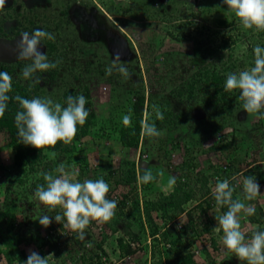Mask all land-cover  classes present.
<instances>
[{
  "label": "rangeland",
  "instance_id": "obj_1",
  "mask_svg": "<svg viewBox=\"0 0 264 264\" xmlns=\"http://www.w3.org/2000/svg\"><path fill=\"white\" fill-rule=\"evenodd\" d=\"M220 20H227L228 24L219 23ZM37 28L55 35V40L42 42L40 51L45 52L50 61H60L56 68L35 74H43V89L38 90L41 97H50L66 105L67 91L77 95H84L85 88L90 91V97L86 99H89L97 121L91 127V134L77 144L72 162L68 165L79 169L83 180L93 179L101 172L107 174L108 169L99 167L101 159L109 160L116 169L121 170L125 168V161H135L137 176L140 162L145 160L157 177L152 185L143 186L140 181L133 185L144 206L146 202H154L175 191L178 182L170 186L172 177L189 181L192 185L196 182L197 172L211 174L213 168L217 170L224 163L229 165L228 155L231 152L235 156L233 167L238 170L232 171L229 178L236 176L242 179L245 172L254 169L257 179L264 172V120L248 114L242 108V102L238 100L239 90L231 91L223 104L225 82L220 92H216L221 84H216L212 77L208 82L202 77L207 70L210 75L215 70L226 77L230 72L250 68L254 64L253 48L257 45L264 47L262 31L245 29L223 0H198L197 3L186 0H6L4 7L0 8V38L20 40L22 32H32ZM225 36H229L230 40L227 47L211 55L210 49ZM195 48H199L198 53ZM117 54L120 55V62L128 68L130 77L127 79L115 71L110 76L106 74V66ZM13 63L18 65L16 61ZM28 63L31 61L24 60V66ZM21 70L17 68L12 76L29 88L35 78L33 81L24 80ZM51 70L56 71L53 77L49 73ZM200 78L202 82L190 98V84ZM130 92L132 97L144 94L146 105H156L167 114L163 126L158 128L160 136L143 139L137 147L132 148L121 144L118 131L113 127L115 125L109 129L106 121L112 118L113 124L122 122L123 116L128 114ZM205 101H209V104ZM148 111L154 114L152 107ZM151 118H155V114ZM172 118L174 123L168 124ZM102 126H105L106 132ZM102 132L106 134L101 135ZM221 139L224 142L233 141V144L230 149L219 153L214 144ZM0 142V204L8 202L17 229L27 218L34 224V229L42 228L38 218L46 206L43 207L34 196L35 191L30 189L40 173L32 172L26 183L16 181L9 189L8 181L18 175L14 167V151L3 135ZM83 158H87L88 163H84ZM187 163L192 166L188 168ZM51 172L57 174L55 170ZM19 175L23 176L22 173ZM209 179L215 181L209 182L211 188L215 187L216 178L210 176ZM117 181V177L109 179L108 184L114 193L108 199L120 203V196L128 192L129 186ZM260 188L261 192L252 200V205L264 204L259 200L264 196V182ZM241 190L242 187L237 193H241ZM240 199L243 200V197ZM131 201L130 196L127 206L122 209L120 217L123 220L132 211ZM196 203L193 200L188 207ZM120 204L115 214L120 212ZM33 210L36 212L33 213ZM151 211L153 223L163 230L166 219L162 211ZM195 213L198 214V211ZM179 220L183 225L187 222L184 218ZM111 221L104 223L109 231L102 236L94 234V220L85 229L83 240L88 239L92 243L84 253L86 264L93 260L94 263L98 262L100 255L109 264H126L117 238L123 236L126 239L128 232H133L142 240L147 239L149 224L146 220H142L144 231L138 223H133L131 227L121 225L117 231H113ZM241 224L249 230L261 226L243 217ZM45 236L48 234H41L38 240L34 237L25 249L37 252L39 247L36 245ZM221 237H217V242L221 244L217 250L210 245L207 237L195 242L191 250H201L203 239H206L211 258L200 253L195 256L199 264H225V258L232 264H239L240 260L235 254L225 249ZM100 240L103 241L97 248ZM0 247L5 248L3 244ZM50 248V245L44 244V251L38 252L41 256L53 254L49 264H74L78 260L76 251L58 255ZM1 252L0 264H8ZM148 256L149 249L146 248L128 263L147 264ZM158 258L157 251L151 257V264L157 262Z\"/></svg>",
  "mask_w": 264,
  "mask_h": 264
},
{
  "label": "clouds",
  "instance_id": "obj_2",
  "mask_svg": "<svg viewBox=\"0 0 264 264\" xmlns=\"http://www.w3.org/2000/svg\"><path fill=\"white\" fill-rule=\"evenodd\" d=\"M5 3L6 0H0V8H3ZM223 3L235 14L245 29L264 31V0H223ZM20 36L21 39L16 43L17 56L19 59L31 61L21 70V77L24 80L33 81L37 72H47L57 67L60 63L59 60L50 61L47 54L40 51L43 41L55 40L53 33L37 28L32 32H22ZM227 50L225 51L227 52ZM253 52V66L238 72L228 73L224 91L239 90L238 100L242 102V108L248 114L256 115L258 119L264 120V47L257 45ZM120 59V55L117 54L111 64L106 66V74L110 76L115 71L127 79L130 77V73L127 66L120 62ZM39 82V78L36 77L34 83ZM31 87L32 84L29 85V88ZM12 90V76L8 72L0 71V117L4 116L8 102L15 99L20 107L15 115L19 141L36 149L55 147L58 142H63L65 145L71 144L77 135L78 126H83L89 116V111L86 108L87 99L82 94L68 96L66 106H64L50 97H33L31 99L20 95L11 97L9 93ZM151 107L155 117L163 120L164 117L159 107L156 105ZM122 122L125 126H131V115H124ZM160 135L161 132L157 129L156 124L151 121V114L146 107L144 118L141 121V136L158 137ZM49 155L55 158L56 153L52 152ZM225 164L219 166V173H224L228 168V164H226V169L222 168ZM55 172L57 175L50 172L41 173L46 184L38 185L34 196L42 205L48 206L49 211H53L57 207L63 210L62 214L54 216L57 223L63 224V228L76 232L77 238L83 240L86 235L85 229L91 221L107 223L114 217L118 203L116 200L107 198L110 186L102 177L98 179L86 178L81 182L77 179L80 175L79 169L74 165L67 166L63 163L55 169ZM214 178L217 180L219 176ZM137 179L142 183H149L154 177L149 171L142 176L138 174ZM231 179L236 181L235 185L229 179H223L217 180L215 187L212 188V196L217 211L222 207H227V211L215 215L217 226L214 230L218 233L222 231L223 245L229 252L234 253L243 264H264V230H249L247 227H242L240 215L241 213L245 216L254 215L255 209L244 201H252L257 198L261 192L260 184L253 176H244L242 181L236 176ZM175 183L176 178L172 177L169 180V185L172 186ZM241 183L243 200L234 199L236 187L240 186ZM140 204L143 208V200L141 199ZM183 215L185 213L178 216L177 220ZM175 219L172 221L173 224L176 222ZM38 220L45 228L52 223V218L49 215H41ZM249 231H251L250 236L248 235ZM94 234H96L95 231ZM156 235H151L148 231L147 239L149 236H154L150 246L146 243L147 239L137 240L143 244L142 249L138 251L131 248L136 250L135 253L128 254L131 259L135 257L136 253H142L147 248L149 249V256L146 258L148 259L147 264L149 260L152 263V244L156 242V240L154 241L157 238ZM87 241L90 242L88 239ZM102 241L100 240L98 244ZM124 241L130 245L129 241L133 240L127 235ZM98 244H96L97 248ZM159 247L162 246L159 244ZM28 253L29 255L23 264H49L53 255L41 256L38 249L37 252L32 249ZM128 255L123 256L125 258ZM101 257L102 255L98 257L99 261H101Z\"/></svg>",
  "mask_w": 264,
  "mask_h": 264
},
{
  "label": "trees",
  "instance_id": "obj_3",
  "mask_svg": "<svg viewBox=\"0 0 264 264\" xmlns=\"http://www.w3.org/2000/svg\"><path fill=\"white\" fill-rule=\"evenodd\" d=\"M219 23L222 24H228L227 20H220ZM264 34V31L261 32ZM229 36L222 38L220 43L218 45H215L212 49H210L211 55H215L216 52H218L221 49H224L227 47L229 42ZM50 45H52L50 43ZM109 45V48H111V45ZM254 49V48H253ZM118 51L119 48H117ZM195 51L198 53L199 48H195ZM13 61H16L18 65H15ZM24 67V60L19 59L18 56L14 58L13 60H7V59H0V71L8 72L11 76L14 74L15 70L17 68L22 69ZM227 69L229 67H226ZM209 74V70L205 71L203 74V79H205L206 82L210 80V78H213V81L216 84H221L220 88H216V92H220V89H222V83L225 82L226 77L223 76V74H219L214 72ZM50 76L53 77L54 74H56L55 70H51ZM42 73L35 75L34 78L38 77L40 82L39 83H32V87L28 88V86L24 83H22L20 80L15 79L12 76V84H13V90L9 95L11 97H15L16 95H20L24 98L31 99L33 97H41L39 89H43L41 81L42 79ZM42 79V80H41ZM202 82V79H197L191 82L188 94L191 98L193 96L194 89L200 85ZM31 84V83H30ZM180 94L182 91L179 92ZM86 98L90 97V91L88 88H85V91L83 92ZM131 92L129 93L128 97V114L131 115V126H125L123 122L113 124L112 118H107L106 121H108L109 129L113 126L114 129H117L118 131V138L120 139V142L125 147H137L139 143L143 140L148 138L147 136H141V121L144 118V112L146 110H150L151 106L149 103H145V96L144 94H137L135 97L130 96ZM75 94L72 91H67L65 93V97L67 99L68 96H75ZM231 95V92H223L222 93V102L225 104L227 102V98H229ZM221 100V99H220ZM206 104H209V101H205ZM66 106V105H64ZM86 108L89 111V116L87 118L86 123L83 126H78V132L74 140L71 144L65 145L63 142H58L55 147H47L44 149H36L30 145H25L24 143L19 141L18 135H17V128L15 126V115L17 111L20 110L19 103L15 101V99H11L8 102L7 110L3 117H0V139L3 135L5 138V141L14 151V167H16L18 174L17 177H14L13 179H10L8 181L7 187L11 189V186L16 181H21L23 183H26L28 181V175L33 173L39 172V178L35 181H33L32 186L30 189L32 191H35L38 185L46 184V182L43 179V176L41 173H52L61 163L66 164L67 166L71 164L73 159V153L76 149V146L78 143L81 142V140L91 134V127L93 124L96 123V116L95 111L90 107V101L87 99ZM115 109V108H114ZM127 112V111H126ZM127 114V115H128ZM163 117H165L166 111L162 110ZM153 116L154 114L151 113ZM151 121L156 124L157 129L161 128L164 124V118L163 120L155 118H151ZM183 121V120H182ZM174 123L173 118L169 119L168 124ZM101 128V127H100ZM103 131H105V126H102ZM195 129V128H193ZM106 132V131H105ZM104 132V133H105ZM102 132L101 135H104ZM99 134V132H98ZM97 134V135H98ZM106 134V133H105ZM1 143V142H0ZM233 144V141H227L224 142V140L216 141L214 144L215 150L219 153L222 152L224 149H230ZM1 145V144H0ZM55 152L56 156L55 158L50 157V153ZM234 152H231L228 155V161L229 166L224 171V173H219L218 169L215 168L214 171L211 174H200L196 173V182L194 184H190L189 181H182L180 179H177L178 182L175 187V191L171 193L169 196H161L159 199H156L154 202H146L143 208H141L140 200L138 196V192L136 191V188L133 186L137 184V175L135 170V161H125V168L124 169H116L112 162L109 160L104 161V159L100 160V168L108 169L109 171L107 174H103V172L95 175L93 179L103 178L107 183L109 179L112 177H117L119 181L129 186L128 192L124 193L120 196V200L118 203L120 212H117L112 218L111 221V228L113 231H117L121 225H124L125 227H131L133 223H138L141 226V230L144 231V224L142 220H146L149 224V233L151 235L160 234V238L164 243H170V247H159L158 238H155L154 241L156 242L153 245V256L155 254H159V258L157 262H154L153 264H199L195 256L201 254H204L206 257L210 258V253L207 249V242L206 239H203L204 244L201 248H196L200 252L197 254L194 250H191L194 246L195 242L199 238L207 237V239L210 242V245H212L215 250L219 249L221 247V244L217 242V237L222 236V231L218 233V235H215L216 231L214 228L217 226V221L215 220V215L222 214L223 212L227 211V207H222L217 211L215 200L212 196V188L210 186L209 182H215L213 180L210 181V176H219L217 180H223V179H229L230 182L235 185L234 183L236 181L229 178V174L232 173V171L236 172L238 168L233 167V163L235 156ZM82 161L84 163L87 162V158H83ZM188 164V163H187ZM190 164V163H189ZM188 168L192 166V164L189 165ZM194 166V165H193ZM213 166V165H212ZM149 163L145 160H142L140 162V172L139 175H144L145 172H151L153 177L156 178L157 174L152 172L149 168ZM50 169V170H49ZM23 174L21 177L19 174ZM53 174V173H52ZM225 174V175H224ZM54 175V174H53ZM57 175V174H56ZM228 176V177H227ZM244 176H253L254 177V169L249 170L248 172L244 173ZM79 180L82 181V175L80 174ZM154 179L150 181L149 183H142L143 186H149L152 185ZM258 183L264 182V172H261L259 174V177L257 178ZM116 182V183H117ZM198 182V183H197ZM217 182V181H216ZM151 183V184H150ZM239 187H236V190L234 192L233 198H239L243 197V190H241L242 194L241 196L237 195L236 193L239 192ZM110 189L108 193V197L112 196ZM130 194V195H129ZM132 194V195H131ZM132 197V201L130 202L132 208V211L129 216H126L127 219L123 220L121 219L120 215H122V209H124L125 206H127L129 197ZM193 200H196L197 203L193 205L192 207H188L189 203ZM8 203V202H7ZM4 202V204H0V245H4V249L0 247V252L4 255V257L7 260L8 264H11L13 262H17L18 264H23V261H26L29 253L25 249L27 245H29L32 242V239L35 237L37 239L41 234L45 235L46 233L48 236H45L41 242H38L36 247L38 248V252L44 251V244H48L51 246L50 249H53L54 252H56L58 255H63L64 252H71L72 250H68V247L71 246L73 251H76L78 260L74 261V264H86V258L85 254H79V247L84 244V241L77 238V233L71 231L70 229L63 228L62 223H57L54 219V216L57 214H62V211L57 207L53 211H49L48 206L42 212L41 215H49L52 218V223L50 226L45 228L44 226L42 228L36 227L34 229V224L30 221L29 218L24 220V223L17 229L16 224H14V213L11 209V207ZM248 205H251L254 209V215L252 216H245L243 213H241V217L246 218L249 222L257 225H261L260 227L256 228L259 230H264V210L259 205H252V201L249 203H246ZM45 205H43L44 207ZM151 210H161L163 217L166 219L164 229L161 231L157 227L155 223H153L152 220V211ZM198 211V214L195 213V211ZM36 212V211H35ZM33 210V213H35ZM32 213V214H33ZM182 213H185V215L182 216L184 220L186 219V223L180 228L176 229L173 224V219L177 218L178 216L182 215ZM146 216V217H145ZM28 226H25L27 225ZM26 227V228H24ZM16 229V230H15ZM43 229V230H42ZM42 233H41V231ZM52 231V232H51ZM129 237L131 240H141L142 238L133 234V232H128ZM50 234V236H49ZM251 231L248 232V235L250 236ZM38 240V239H37ZM118 245L121 249V252L123 255H128L131 253H135L136 250H132L130 245L128 243L124 244V238L123 236H120L117 238ZM101 245L100 243L98 246ZM225 247V246H224ZM3 249V250H1ZM226 249V247H225ZM18 251V252H17ZM35 251V250H33ZM63 257V256H62ZM83 260V261H82ZM210 261V260H209ZM225 264H232L230 263V260L225 258L223 260ZM89 264H101V261L98 260V262L94 263V260L90 262ZM214 264V263H213ZM239 264H243V262H239Z\"/></svg>",
  "mask_w": 264,
  "mask_h": 264
},
{
  "label": "built area",
  "instance_id": "obj_4",
  "mask_svg": "<svg viewBox=\"0 0 264 264\" xmlns=\"http://www.w3.org/2000/svg\"><path fill=\"white\" fill-rule=\"evenodd\" d=\"M222 168L223 169H226L227 168V165L225 164V165H223L222 166ZM238 179H240L239 177H237ZM241 181H242V179H241ZM234 184H236V182L234 183ZM240 186H242V183L240 184ZM178 221V222H177ZM174 226L176 227V228H181L182 227V223L180 222V220H176V222L174 223ZM95 233H96V235L98 236V235H101L102 236V234H104V233H107L108 231H109V227H107V226H105L104 225V223H97L96 222V224H95ZM52 232V231H51ZM49 236H50V234H49ZM155 237H157L158 239H159V244H160V246H165V247H170L171 245H170V243H164L163 241H161L160 240V235L159 234H157ZM152 238H154V236L152 237V236H149L148 237V239L146 240V243H148L149 244V246L151 245V242H152ZM129 243H130V246H131V248H133V249H137L138 251H140L141 249H142V245L143 244H141V242L140 241H129ZM90 242L89 241H85L84 242V244H82L78 249H79V254L81 253V254H83V253H85L86 251H87V249H88V247H90ZM68 250H73L72 249V247L71 246H69L68 247ZM197 254L200 252L198 249H195L194 250ZM124 260H125V262H126V264H129L128 263V261L129 260H131V256L130 255H128L127 257H125L124 258ZM101 264H109L108 262H106V260H105V258H104V260H102V258H101ZM148 264H151L150 263V260L148 261Z\"/></svg>",
  "mask_w": 264,
  "mask_h": 264
},
{
  "label": "water",
  "instance_id": "obj_5",
  "mask_svg": "<svg viewBox=\"0 0 264 264\" xmlns=\"http://www.w3.org/2000/svg\"><path fill=\"white\" fill-rule=\"evenodd\" d=\"M189 2L197 3L198 0H186ZM16 46H12L10 43L0 44V59L11 60L16 55Z\"/></svg>",
  "mask_w": 264,
  "mask_h": 264
},
{
  "label": "flooded vegetation",
  "instance_id": "obj_6",
  "mask_svg": "<svg viewBox=\"0 0 264 264\" xmlns=\"http://www.w3.org/2000/svg\"><path fill=\"white\" fill-rule=\"evenodd\" d=\"M4 41H5V43H10L12 46H16V43L19 41V39H11V38L2 39V38H0V44H3ZM16 57H17V53L13 57V59L16 58Z\"/></svg>",
  "mask_w": 264,
  "mask_h": 264
},
{
  "label": "crops",
  "instance_id": "obj_7",
  "mask_svg": "<svg viewBox=\"0 0 264 264\" xmlns=\"http://www.w3.org/2000/svg\"><path fill=\"white\" fill-rule=\"evenodd\" d=\"M259 184H261V183H259ZM259 200H261L263 202L264 201V196L263 197H259ZM260 205H261L262 209L264 210V204L260 203ZM137 255H138V253L135 254V256H137Z\"/></svg>",
  "mask_w": 264,
  "mask_h": 264
}]
</instances>
